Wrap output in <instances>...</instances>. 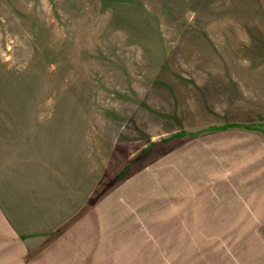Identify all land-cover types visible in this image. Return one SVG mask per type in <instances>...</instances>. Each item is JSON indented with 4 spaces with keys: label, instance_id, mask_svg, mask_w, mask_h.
<instances>
[{
    "label": "rangeland",
    "instance_id": "obj_1",
    "mask_svg": "<svg viewBox=\"0 0 264 264\" xmlns=\"http://www.w3.org/2000/svg\"><path fill=\"white\" fill-rule=\"evenodd\" d=\"M262 130L264 0H0L29 264H264Z\"/></svg>",
    "mask_w": 264,
    "mask_h": 264
},
{
    "label": "crops",
    "instance_id": "obj_2",
    "mask_svg": "<svg viewBox=\"0 0 264 264\" xmlns=\"http://www.w3.org/2000/svg\"><path fill=\"white\" fill-rule=\"evenodd\" d=\"M0 264H29L34 254L33 245L22 234L19 227L11 219L6 210L0 207ZM28 262V263H27Z\"/></svg>",
    "mask_w": 264,
    "mask_h": 264
},
{
    "label": "trees",
    "instance_id": "obj_3",
    "mask_svg": "<svg viewBox=\"0 0 264 264\" xmlns=\"http://www.w3.org/2000/svg\"><path fill=\"white\" fill-rule=\"evenodd\" d=\"M232 126H237V124H231V123H227V124H225L224 126H219L218 127V129L219 128H228V127H232ZM245 129H249V130H252V129H254V128H256V127H254L253 125H242ZM263 132H264V130H262Z\"/></svg>",
    "mask_w": 264,
    "mask_h": 264
}]
</instances>
